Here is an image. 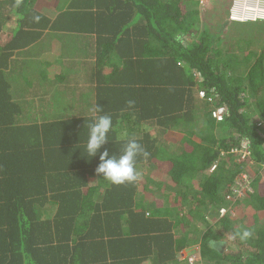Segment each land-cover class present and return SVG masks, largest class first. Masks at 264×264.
Wrapping results in <instances>:
<instances>
[{
	"label": "trees",
	"instance_id": "obj_1",
	"mask_svg": "<svg viewBox=\"0 0 264 264\" xmlns=\"http://www.w3.org/2000/svg\"><path fill=\"white\" fill-rule=\"evenodd\" d=\"M42 1L0 0V264H181L191 247L264 264V21L232 20L231 0H50L55 17ZM234 24H251L237 45ZM99 114L111 150L134 137L150 153L137 181L81 154Z\"/></svg>",
	"mask_w": 264,
	"mask_h": 264
},
{
	"label": "clouds",
	"instance_id": "obj_2",
	"mask_svg": "<svg viewBox=\"0 0 264 264\" xmlns=\"http://www.w3.org/2000/svg\"><path fill=\"white\" fill-rule=\"evenodd\" d=\"M35 19L39 21L40 17L36 16ZM127 104L129 107H134L135 101L129 100ZM94 111L102 112V109L97 107ZM87 129L86 142L78 148L82 149L81 154L89 160L98 156L100 162L95 169L97 175H102L104 179L116 185L132 183L140 178V173L136 168L137 160L140 156L148 157L150 153L136 138H129L115 151L111 150L107 145L113 141L111 133L114 124L113 117L108 114L93 115L91 122L87 123ZM251 235L248 229L237 230L235 233V236L241 240Z\"/></svg>",
	"mask_w": 264,
	"mask_h": 264
},
{
	"label": "built area",
	"instance_id": "obj_3",
	"mask_svg": "<svg viewBox=\"0 0 264 264\" xmlns=\"http://www.w3.org/2000/svg\"><path fill=\"white\" fill-rule=\"evenodd\" d=\"M201 1L204 2L205 0H201ZM231 2H232L231 8H235V6H237V4H241L242 2H244L245 4L252 3V2L264 4V0H231ZM231 11L232 10L230 9V18L234 21H239L233 17V15L231 14ZM225 113H226V109H224L223 107L216 108L213 111V115L218 121L223 120ZM260 123L263 124L262 119H259V124ZM233 150L238 151L241 155L240 158L243 160H245L246 158H249V159L252 158V152H251V150H250V148L246 142H244L241 147L235 148ZM251 181H252V178L250 177V175L247 171L241 172L237 177V182H238V185L240 186V188L236 186L235 192L241 197L245 196V194L247 195L248 191L252 190ZM218 212L220 215H225L229 212L231 214L235 213L233 209L229 210V209L224 208V207L219 208ZM189 262H190V264H202L200 253L198 252V256L195 255V258H189Z\"/></svg>",
	"mask_w": 264,
	"mask_h": 264
},
{
	"label": "crops",
	"instance_id": "obj_4",
	"mask_svg": "<svg viewBox=\"0 0 264 264\" xmlns=\"http://www.w3.org/2000/svg\"><path fill=\"white\" fill-rule=\"evenodd\" d=\"M50 2V0H44V5L41 6V11L45 12L51 17H55L57 14V7L49 5L48 3ZM230 9L233 11H231L233 17L240 22L264 21V4H259L256 2L245 4L242 2L241 4H237L235 8L230 7ZM43 57H45V55H43Z\"/></svg>",
	"mask_w": 264,
	"mask_h": 264
},
{
	"label": "rangeland",
	"instance_id": "obj_5",
	"mask_svg": "<svg viewBox=\"0 0 264 264\" xmlns=\"http://www.w3.org/2000/svg\"><path fill=\"white\" fill-rule=\"evenodd\" d=\"M201 1V0H200ZM202 2V1H201ZM204 4H207V6L211 7V8H216L218 10V12L222 11V10H225L221 3L219 2V0H205L204 2H202ZM60 4V3H59ZM226 14V13H225ZM228 16L230 17V9H229V13L227 12ZM217 19H218V16H216ZM255 27V26H254ZM247 29H251V24L243 27V26H240L239 24H234L230 27V31H229V34H228V37L227 38V41L228 43L230 44H236L239 43L238 40H239V36L240 34H246V30ZM257 36L255 35V37L253 39H255ZM141 172L145 173V172H148V168L144 167L143 169H141ZM250 175V174H249ZM246 195V194H245ZM244 216H245V209L243 208H240V213L239 215L236 217L240 222H243L244 223ZM245 222H247L245 220ZM195 248L191 247L190 250H187L186 253L184 254L187 255L188 258H195V255L198 256V252L196 251H193ZM183 263L181 264H190V262L186 261V260H183L182 261Z\"/></svg>",
	"mask_w": 264,
	"mask_h": 264
}]
</instances>
